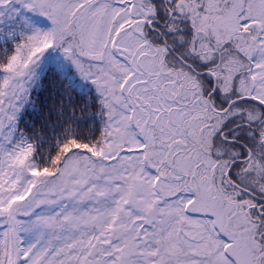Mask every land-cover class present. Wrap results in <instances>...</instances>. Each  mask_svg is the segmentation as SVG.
Segmentation results:
<instances>
[{
    "label": "snow or ice",
    "instance_id": "6c2138e0",
    "mask_svg": "<svg viewBox=\"0 0 264 264\" xmlns=\"http://www.w3.org/2000/svg\"><path fill=\"white\" fill-rule=\"evenodd\" d=\"M0 264H264V0H0Z\"/></svg>",
    "mask_w": 264,
    "mask_h": 264
}]
</instances>
